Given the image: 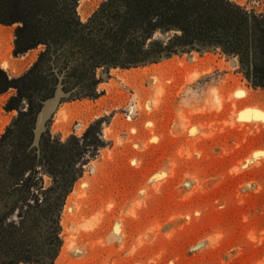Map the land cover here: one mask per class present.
<instances>
[{"label": "rangeland", "instance_id": "374dc122", "mask_svg": "<svg viewBox=\"0 0 264 264\" xmlns=\"http://www.w3.org/2000/svg\"><path fill=\"white\" fill-rule=\"evenodd\" d=\"M103 1H82V21ZM230 1L264 17V0ZM14 42L0 26V67L19 78L44 48L16 57ZM98 77L96 96L64 100L48 124L62 142L102 130L63 209L54 264H264V90L239 59L204 49ZM16 94L0 96V139Z\"/></svg>", "mask_w": 264, "mask_h": 264}, {"label": "trees", "instance_id": "16d2710c", "mask_svg": "<svg viewBox=\"0 0 264 264\" xmlns=\"http://www.w3.org/2000/svg\"><path fill=\"white\" fill-rule=\"evenodd\" d=\"M84 0H0V24L15 26L14 55L43 47L35 66L14 78L0 67V96L19 111L0 139V264H54L63 247L62 212L101 143L98 122L83 138L62 142L50 132L32 148L37 99L53 95L59 73L73 97H94L100 69H130L175 54L221 49L239 59L264 90V17L230 0H104L87 22ZM162 36H168L167 39ZM72 97V98H73ZM28 109L22 110V103ZM45 176L52 178L46 186Z\"/></svg>", "mask_w": 264, "mask_h": 264}, {"label": "water", "instance_id": "95a60500", "mask_svg": "<svg viewBox=\"0 0 264 264\" xmlns=\"http://www.w3.org/2000/svg\"><path fill=\"white\" fill-rule=\"evenodd\" d=\"M73 65V62L70 63L63 73H59V71L56 69L55 71L59 77V81L53 95L46 99H37V103L40 104V107L35 121L32 148L38 147L40 149L42 137L45 133L48 132V124L55 115V113L58 111L60 105L63 103L64 100L72 98L73 95L80 90V87H76L70 91H67L65 89V74L68 70L72 68Z\"/></svg>", "mask_w": 264, "mask_h": 264}, {"label": "crops", "instance_id": "0c3cea01", "mask_svg": "<svg viewBox=\"0 0 264 264\" xmlns=\"http://www.w3.org/2000/svg\"><path fill=\"white\" fill-rule=\"evenodd\" d=\"M0 26H4V25H1L0 24ZM6 27H8V28H11L12 30H13V33L15 32V26H6ZM13 45H14V43H13ZM17 59V58H16ZM25 75V73H24V70L23 71H21L20 72V74H19V76H24ZM15 113H17V111H8L6 114H5V118H11L12 119V121H11V123H9V126L8 127H10L15 121H16V119L17 118H15L14 117V114ZM13 117V118H12ZM7 127V128H8ZM7 128H6V130H7ZM5 130V131H6Z\"/></svg>", "mask_w": 264, "mask_h": 264}, {"label": "bare ground", "instance_id": "6f19581e", "mask_svg": "<svg viewBox=\"0 0 264 264\" xmlns=\"http://www.w3.org/2000/svg\"><path fill=\"white\" fill-rule=\"evenodd\" d=\"M155 66H157L156 68H159V66H158L157 64H155ZM163 77H164V75H163ZM162 79H163V78L157 77V81H161ZM251 110H253V111H252V114H253L254 117H256V116L262 114V112H260L257 108H255V109H251ZM260 116H261V115H260ZM257 123H258V122H257ZM257 123H256V124H257ZM83 195H85V193H83Z\"/></svg>", "mask_w": 264, "mask_h": 264}]
</instances>
